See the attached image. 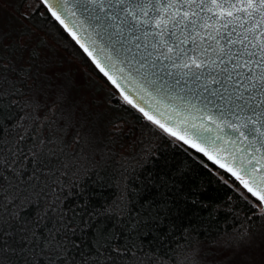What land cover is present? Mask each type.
Returning a JSON list of instances; mask_svg holds the SVG:
<instances>
[{
	"label": "trees",
	"instance_id": "1",
	"mask_svg": "<svg viewBox=\"0 0 264 264\" xmlns=\"http://www.w3.org/2000/svg\"><path fill=\"white\" fill-rule=\"evenodd\" d=\"M24 1L0 22L18 33L0 42V153L15 150L20 170L0 175L22 193L0 206V264H225L257 244L264 206L128 104L40 0L28 13Z\"/></svg>",
	"mask_w": 264,
	"mask_h": 264
},
{
	"label": "water",
	"instance_id": "2",
	"mask_svg": "<svg viewBox=\"0 0 264 264\" xmlns=\"http://www.w3.org/2000/svg\"><path fill=\"white\" fill-rule=\"evenodd\" d=\"M40 1L123 99L124 95H127L134 104L175 131L177 135H171L172 137L201 153L219 168L220 164H224L225 167L221 169L237 179L232 172L227 171L231 168L243 180H247L253 190H257L243 168L248 159H253V163L259 160L260 164H264V146L261 144L264 137L249 133V129L253 127L264 131V115L254 114L249 108L242 111L237 105L243 106L246 102L255 108L264 101V93L258 88H251V82L244 78L250 75L248 72L239 69L238 71L244 73L243 76H237L233 72L232 78L228 79V73L220 70L223 65H212L203 70L193 68L189 71L187 68L172 66L173 60L180 63L182 59L175 53L170 54L173 59H164L161 56L158 60L156 57L159 52L165 50L157 51L153 48L155 37L145 35V32H151L153 29L150 26L146 28L144 25L135 24L132 17L119 11L120 6L116 0H92L86 9L82 8L77 0H62L63 8L57 7V0ZM234 2L236 0H227V3ZM255 2L259 4L260 0ZM53 12L60 17L59 20ZM200 15L207 18L211 14L201 12ZM97 16L100 17L99 24L96 22ZM234 16L239 19L228 24L227 29L221 28L223 35L230 33L231 39H242L247 35L252 39L253 32L248 30L254 26L255 35L264 32V23H260L259 13L249 17L244 13L234 12ZM228 19L231 18L225 17L224 21L213 18L208 20V23L220 27L221 23ZM220 43L225 44V40L221 39ZM190 46L186 45L185 48ZM232 47L235 50L240 49L242 45L238 43ZM97 64L100 67H97ZM101 68L104 69L103 72ZM228 68L231 71L232 63L228 64ZM105 72L112 80H109ZM214 78L216 83H213ZM152 81L155 83H151ZM241 94L243 98L237 99ZM261 112H264V105L257 108V113ZM249 117L256 123L248 124L247 128L241 127L243 136L232 131L231 126L240 127L247 123ZM185 140L188 143H185ZM260 164L256 167L259 168ZM260 172L264 173V168L260 169ZM238 180L241 183V179ZM241 185L243 186L242 183ZM261 205L264 206V203Z\"/></svg>",
	"mask_w": 264,
	"mask_h": 264
},
{
	"label": "snow or ice",
	"instance_id": "3",
	"mask_svg": "<svg viewBox=\"0 0 264 264\" xmlns=\"http://www.w3.org/2000/svg\"><path fill=\"white\" fill-rule=\"evenodd\" d=\"M82 8L87 7V4L92 2V0H77ZM116 3L120 6L119 11L125 13L127 16L132 17V20L135 21L137 25H144L146 28L151 27L153 31L145 32V35H152L155 37L153 43V48L159 51L164 49L165 51H160L159 55L156 57L158 60L161 56L164 59H173L172 55L175 53L176 56L182 57L180 63H176L173 60V67L177 68H187L191 71L195 69H207L212 65L221 68V72L228 73V79L232 78V73L234 72L237 76H243L244 73L238 71L243 69L248 72L250 75L244 77L246 80L251 82V88L256 89L264 93V32L255 35L254 28L249 29V32H253L252 39H249L245 35L242 39H231L230 33L225 36L221 33V28L227 29L228 24L232 23L233 20L239 19L238 16H234L235 13H244L247 16L251 17L254 13L260 14V23H264V0H260V3L257 4L255 0H236L234 3H227V0H116ZM57 7H64L62 0H57ZM51 10V8H50ZM219 10V11H216ZM201 12L210 13L211 15L207 18H204L200 15ZM59 20L60 17L56 15L55 12L52 13ZM151 14V15H150ZM225 17L231 18L226 22L221 23L220 27H214L213 24L208 23V20L216 18L217 20L224 21ZM96 22L100 23V17L97 16ZM199 22V23H198ZM63 23V21H61ZM243 27V24H241ZM234 30V29H233ZM203 33V34H202ZM75 38V37H74ZM221 39L225 40V44H221ZM79 43V41H77ZM242 45L240 49H235L232 47L236 44ZM215 44V47H213ZM186 45H191L188 48H185ZM81 47H84L81 45ZM139 47V45H137ZM87 51V49H85ZM91 55V53H89ZM232 63L231 71L228 68V64ZM97 67H100L97 64ZM258 69V71H257ZM102 72L103 68L100 69ZM108 76V73H104ZM109 80H112L111 76H108ZM199 78V75L196 76ZM113 83L115 81L113 80ZM151 83H155L152 81ZM213 83H216L215 78ZM248 90L247 88L245 89ZM123 95V93H122ZM243 94L237 97V99H242ZM124 100L131 104L134 108H137L138 111L143 113V116L147 118L152 123L157 124L163 131L169 133L170 135L176 136L177 133L171 128L166 127L159 120L154 119L143 108L138 107L133 103L127 95H124ZM261 105H264V101H261ZM261 105H257L255 108L245 104L241 107L243 111L244 108H249V110L257 115H264V112L257 113V108H260ZM256 121L252 120L250 117L247 120V123L237 127L231 126L233 132L240 133L241 136L244 133L241 131V127L247 128L248 124H255ZM193 127H195L193 125ZM249 133L264 137V131H261L259 128L253 127L249 129ZM184 139V137H179ZM21 140L24 139L23 136L20 137ZM235 142V141H233ZM185 143H188L185 140ZM262 146H264V140H261ZM193 147H197L193 145ZM203 151V149H199ZM11 159L6 158L2 153H0V168H7L10 172L14 173L16 176L20 175V170L15 168L17 163L18 153L15 150L10 149ZM259 151V149H256ZM207 155V153H205ZM27 158L25 157V160ZM212 159V157H209ZM33 164H35V155L33 154ZM260 164L259 160H256L253 163V159H248L247 164L244 165L243 170L249 176L252 183L256 186L257 190H253L249 186L247 180H243L235 171L231 168H228L227 171L232 172V175L236 176L237 179H241V183L247 189L248 192H251L253 196L264 203V173L260 172V169L264 168V164H260V167L257 168L256 165ZM251 166V168H249ZM221 168H224V164H220ZM8 177L0 175V206H13L17 200L20 199L22 193L18 191L19 186L13 187L9 184L7 187L4 185V181H7ZM13 216H10L9 219L18 216L19 213L15 212L13 209ZM7 223L0 217V228ZM10 233L0 232V235H9ZM51 242L46 243L45 247L50 248ZM64 247L63 243H56L54 249L60 255L65 253L62 251ZM119 252V249H116ZM51 264H55L53 260Z\"/></svg>",
	"mask_w": 264,
	"mask_h": 264
},
{
	"label": "rangeland",
	"instance_id": "4",
	"mask_svg": "<svg viewBox=\"0 0 264 264\" xmlns=\"http://www.w3.org/2000/svg\"><path fill=\"white\" fill-rule=\"evenodd\" d=\"M10 0H0V22L5 19L9 10ZM36 5L33 0H25L22 5V11L24 13H28L29 10L33 9ZM21 11V12H22ZM22 12V13H23ZM0 33H5V31H0ZM18 37V33H14V31L6 32L5 34H0V42L3 44H9L12 42H16ZM33 40L37 39V35H33ZM20 48L27 44L28 35H21L19 38ZM25 39V41H23ZM34 43V42H33ZM223 260L225 264H264V237L255 245L247 246L244 248H238L235 250H231L228 253L223 255Z\"/></svg>",
	"mask_w": 264,
	"mask_h": 264
}]
</instances>
